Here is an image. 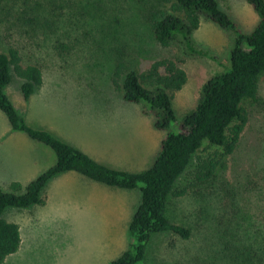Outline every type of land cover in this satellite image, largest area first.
Listing matches in <instances>:
<instances>
[{
	"label": "rangeland",
	"instance_id": "rangeland-1",
	"mask_svg": "<svg viewBox=\"0 0 264 264\" xmlns=\"http://www.w3.org/2000/svg\"><path fill=\"white\" fill-rule=\"evenodd\" d=\"M218 1L241 31L255 28L259 16L246 0ZM156 5L157 0H0V52L15 48L22 65L42 71L29 100L13 75L6 93L17 110L32 126L110 167L151 166L167 131L154 127L153 114L142 104L124 101L117 64L141 73L156 59H174L187 74L172 96L180 121L196 106L204 83L228 64L235 36L202 15L193 39L203 54H185L177 43L164 47L147 19ZM258 88L263 103L245 105L247 120L234 150L225 154L205 142L175 185L168 216L188 227L190 237L154 234L146 264H247L248 253L264 264V72ZM54 162L51 149L12 129L0 111L1 189L11 190L14 181L25 187ZM203 162L207 167H198ZM42 198V204L5 212L19 225L21 244L1 264H109L129 247L139 187H109L67 172L47 184Z\"/></svg>",
	"mask_w": 264,
	"mask_h": 264
},
{
	"label": "trees",
	"instance_id": "trees-1",
	"mask_svg": "<svg viewBox=\"0 0 264 264\" xmlns=\"http://www.w3.org/2000/svg\"><path fill=\"white\" fill-rule=\"evenodd\" d=\"M246 1L259 16L249 33L241 31L218 0H157L147 19L155 39L164 47L177 43L185 54H203L193 39L202 15L235 36L228 64L204 83L196 106L180 121L172 96L183 88L187 74L174 59H156L141 73L123 62L117 64L116 76L121 80L124 101L142 104L153 114L154 127L167 131L154 162L140 170L110 167L51 131L28 123L6 88L13 75L17 76L22 80V96L29 100L42 83V71L33 64L22 65L15 48L0 52V111L12 129L47 146L55 155V162L25 187L14 181L11 190L0 188V264L21 244L19 225L7 220L5 212L44 203L42 193L47 184L67 172L109 187L140 188L141 199L128 224L129 247L109 264H146L148 244L154 234L171 232L185 239L190 237L188 227L168 216L169 199L176 183L205 142L223 148L225 154L231 153L246 124L245 105L250 101L263 103L258 81L264 72V0ZM198 167L207 166L203 162ZM259 194L264 201V190ZM256 263L248 253L247 264Z\"/></svg>",
	"mask_w": 264,
	"mask_h": 264
}]
</instances>
